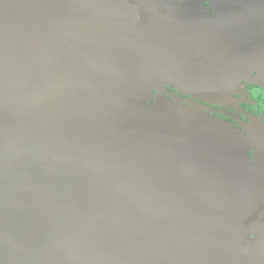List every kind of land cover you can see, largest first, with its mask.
Instances as JSON below:
<instances>
[{"label": "water", "instance_id": "water-1", "mask_svg": "<svg viewBox=\"0 0 264 264\" xmlns=\"http://www.w3.org/2000/svg\"><path fill=\"white\" fill-rule=\"evenodd\" d=\"M96 2L0 0V264H264L235 131L166 88L263 82L264 0Z\"/></svg>", "mask_w": 264, "mask_h": 264}, {"label": "flooded vegetation", "instance_id": "flooded-vegetation-1", "mask_svg": "<svg viewBox=\"0 0 264 264\" xmlns=\"http://www.w3.org/2000/svg\"><path fill=\"white\" fill-rule=\"evenodd\" d=\"M252 76L258 78L256 73ZM241 83L242 87L232 93L230 98L216 101L218 103L197 100L198 106H195L205 115L217 119L235 131L236 140L232 144L234 146L228 149L225 158H220L221 164L241 170L246 180L250 179L264 187V80L260 84L244 80ZM167 90L188 102L192 100L174 89ZM249 222L246 219L238 222L240 233L238 232L239 235L231 248L238 250L251 247H248V244L254 237L251 235ZM223 241L229 242V245L231 243L229 238H224ZM225 248L229 249L222 247L221 250Z\"/></svg>", "mask_w": 264, "mask_h": 264}, {"label": "rangeland", "instance_id": "rangeland-1", "mask_svg": "<svg viewBox=\"0 0 264 264\" xmlns=\"http://www.w3.org/2000/svg\"><path fill=\"white\" fill-rule=\"evenodd\" d=\"M103 5H104V0H97V2L95 3L94 7L97 10H102ZM108 8H109L110 11H114L115 9H117V4H113L111 7H108ZM109 10H108V12H109V14H111V12ZM165 45L166 44L160 45V48H159L160 52L158 53V55H160L161 57L163 55H165V59L169 58V60H165V59L161 58L162 59V64H163V68H164L163 73L165 75L169 76V74H170L169 72L173 71V63H170V62H172V61L175 62V60H170V57L173 56V54H170L167 51V49H164ZM192 46H195V45L192 43ZM147 47L148 48L146 50V53L149 52V48L150 47H152V50H153L154 53L158 52V49H156V45L151 43L150 41L148 42ZM169 51H171V50H169ZM249 78H250V76L246 77V75L244 77L241 76V77H238V78H235L233 76H231V77H229V76L227 77L226 76L225 78H223L224 91L219 92V94L215 91L214 97H213V94L207 95L204 91H200L201 89H199V87L195 88V87H190V86H187V85L181 86L184 90L188 91L187 93H182V92L178 91V86H180L179 83H175V84L171 83L172 85L168 86L166 88H171V89L177 90V92H179L180 95L191 97L192 100H189V103L194 105V106L195 105L198 106V103H196L197 100L204 101V102H209V103H218L216 101L221 100V99L230 98L232 93H234L236 90H238L239 88L242 87L241 81L243 82L244 79H245L244 81L250 82V83L252 81H254V77L253 76L250 79ZM186 106H188V105H186ZM246 221L248 222L250 220L247 218ZM223 255L224 254H222L220 257H222Z\"/></svg>", "mask_w": 264, "mask_h": 264}]
</instances>
